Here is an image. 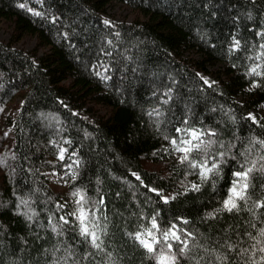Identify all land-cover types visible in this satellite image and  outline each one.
Wrapping results in <instances>:
<instances>
[{
	"label": "trees",
	"instance_id": "obj_1",
	"mask_svg": "<svg viewBox=\"0 0 264 264\" xmlns=\"http://www.w3.org/2000/svg\"><path fill=\"white\" fill-rule=\"evenodd\" d=\"M113 3L132 18L107 20ZM0 21L13 26L0 40V110L21 99L7 144L0 137V264H157L161 252L176 264H221L217 254L223 264H264L259 163L247 203L216 212L239 164L264 155L255 143L264 140V116L248 118L264 101V0H0ZM24 37L35 38L33 49L17 45ZM253 67L260 76L248 74ZM91 109L102 113L84 114ZM177 128L216 133L202 137L214 141L206 154L191 153L209 167L218 162L207 179L180 162L171 140L188 137ZM151 189L177 194L165 203ZM77 190L99 225L100 249L72 215ZM152 216L161 231L175 224L192 233L191 251L181 255L172 240L167 249L156 230V252L142 247L135 234ZM248 233L261 244L253 248Z\"/></svg>",
	"mask_w": 264,
	"mask_h": 264
},
{
	"label": "snow or ice",
	"instance_id": "obj_2",
	"mask_svg": "<svg viewBox=\"0 0 264 264\" xmlns=\"http://www.w3.org/2000/svg\"><path fill=\"white\" fill-rule=\"evenodd\" d=\"M21 8H24V4L19 5ZM36 15H39V13H35ZM105 24H108L109 21H105ZM239 41H234V48L239 47ZM262 48H264V45H261ZM259 59V57H257ZM258 67V66H257ZM257 67L250 68L249 75H256L260 76L261 73L257 71ZM205 84H208L211 87V84L214 82H209L207 80L204 81ZM258 85L253 82V87H257ZM166 102V101H165ZM249 119H251L254 123L257 122L255 116L252 114H249ZM185 125L187 124V120L183 122ZM177 133L183 132L187 139L181 138L179 143H177L176 139L171 140V144L174 146V150L182 153V156L180 158V162H188L189 167L193 169H200L199 176L202 179H207L208 174L214 172V170H217L219 165L218 162L213 160L211 163V166H208L207 160H196L195 158L191 157V153L193 151L196 152H203L207 153L208 148L211 146L214 141L209 139L207 142L202 139L203 136L207 135L208 137L215 136L216 133L211 130H200V129H194V128H177ZM195 141V143H194ZM255 143H258L262 149H264V140H256ZM223 147V145H221ZM218 155L223 158L225 156L224 152L218 153ZM60 158L63 159V151H61ZM234 158V157H233ZM259 163V171L264 172V155L259 156L258 160L255 161H249L247 158L245 161L241 164H239V170L234 171L232 173L233 177L235 179L231 182V187L228 190L227 197L222 202V207L219 209H216V212L220 211H228L232 212L234 209L238 212L240 210V206L238 204V201H243L247 203L248 200V189H249V175L252 173L255 169L257 164ZM137 179L139 177L137 176ZM193 190L198 191L199 187L198 185L193 184L192 185ZM151 191H156V194L160 196V198L167 203L169 200V197H165L162 192H159L155 189H151ZM72 195L79 196V199L76 201L80 207H78L77 212L72 213L73 216H75L76 220L79 222L80 227V234L83 236L89 243L92 245V247L96 249H100L103 241L100 239V236L98 234L97 229L99 228V225L94 222L93 218H90L88 210H86L83 207V204L81 203L84 200V197L80 195L79 190L74 191ZM174 199V197H172ZM102 203V201H101ZM256 207L264 208V202L257 203ZM77 213H79L77 215ZM209 216H213L214 213H209ZM95 214L92 213V217H94ZM61 220L67 224L69 221L65 217H61ZM151 227L145 229V233H136L135 239L139 241L142 247H144L148 252L155 253L156 249L154 248V245L160 244L161 241L157 239L155 232L153 230H156L160 232L161 237L164 241V246H166L167 249L171 250L173 248V244L169 243V240L179 242L182 244V247H180L179 252L181 255L185 254L186 252H190L191 249L189 248L188 244V238L192 237V233L185 232L183 229L177 230V225L173 224L168 229H165L163 231L160 230L157 218L156 216H152L151 220ZM182 223H188L187 220H183ZM53 230H55V226H53ZM178 231L182 233L185 237V239H181V235L178 234ZM146 234L147 237H151V240L142 238ZM260 237H264V228L259 230ZM248 236L250 239H253L256 241V244H254L252 247L256 248V245L261 244V240L257 237H253L251 233H248ZM227 247L230 251L236 250L233 244L231 243H225L223 245ZM208 249H205V252H207ZM260 253H264V246H261L257 249ZM239 255H247L248 249L240 248ZM252 255H255V252L252 253ZM157 264H176L177 257L175 254H167L164 252H161L158 256H156ZM203 259V257H201ZM227 259L226 256L216 255V260L220 261L221 264H223V261ZM260 262H264V255L260 257ZM196 264H200V261H197Z\"/></svg>",
	"mask_w": 264,
	"mask_h": 264
},
{
	"label": "rangeland",
	"instance_id": "obj_3",
	"mask_svg": "<svg viewBox=\"0 0 264 264\" xmlns=\"http://www.w3.org/2000/svg\"><path fill=\"white\" fill-rule=\"evenodd\" d=\"M105 17L107 20H112V19H131L132 18V10L129 9L126 5H123L121 3H113L107 8V11L105 12ZM12 25L7 24L4 21H0V40H9L11 37L12 33ZM36 44V40L33 37H24L20 39L17 42V45L20 47H23L25 50H31L34 48ZM214 66H212L210 69H214ZM202 76L205 78V80L209 81L211 80L212 73L210 70L208 71H201ZM213 79V78H212ZM239 98H242L241 96ZM21 101V99H16L12 102H10L8 105H6L3 110L0 112V137L2 139V142L7 144L9 141V129H10V122H9V116L12 115L13 110L15 106ZM86 115L91 116L92 118H96V115L99 113H102V111L99 110H92L91 111H84ZM250 114L255 116L256 120L259 119L260 117L264 116V101H262L260 104H258L255 107H252L250 110ZM49 118V117H47ZM195 143V142H194ZM176 154L181 156L182 153L176 151ZM161 161H158V163H151L153 167H156L157 165H160ZM177 194V190L170 191V192H163V195L165 197H169L171 199L173 196ZM178 230V226H177ZM179 234V232H178ZM142 238L149 239L151 240V237L143 236Z\"/></svg>",
	"mask_w": 264,
	"mask_h": 264
}]
</instances>
